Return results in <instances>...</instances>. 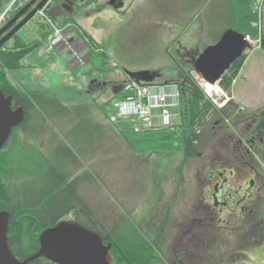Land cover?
Returning <instances> with one entry per match:
<instances>
[{"label": "rangeland", "instance_id": "obj_1", "mask_svg": "<svg viewBox=\"0 0 264 264\" xmlns=\"http://www.w3.org/2000/svg\"><path fill=\"white\" fill-rule=\"evenodd\" d=\"M101 1L105 0H88L84 3L85 9L74 18L59 22L56 30L46 24L42 10L38 11L36 18L45 28L32 20L17 33L18 39L26 43L39 40L43 45L27 55L22 60V68L9 72L8 78L21 91H39L59 101L67 108L62 112L68 116L41 121V124L36 121L29 124L27 132L17 130L14 139L4 148V159L12 174L18 175L20 180L23 178L20 186L35 181L37 169L45 170L46 165L40 164L44 160L56 163L60 170L76 171L78 168L76 175L81 181L84 174L86 178L93 176L95 184H88L85 196L105 224L106 231L114 228L117 235L135 241L145 239L150 244L147 236L162 230L170 206L173 214H193L190 209L198 188V163L194 159L179 172L182 152L152 154L154 148L134 152L106 119L109 112L116 114L114 103L122 92L104 95L96 90L87 94L95 74V59L80 66L72 63L66 56L69 48L63 38L65 32L75 26L87 35L90 43L103 48L108 65L105 73L112 80L125 79L126 71L153 70L163 77L152 83L164 84L174 75L177 63L186 66L177 49L203 51L213 44L214 24L227 23L231 19L226 11L229 4L228 0H131L117 11L111 6L99 9ZM7 3L8 0H0V13ZM262 7L264 13V5ZM209 23H212L210 28ZM261 24L264 29V15ZM56 31L64 35L53 47ZM263 40L259 47L253 46L246 51L249 59L241 72V80H248L246 69L264 71ZM13 44L11 39L6 45ZM192 74L218 109L228 103L230 98L219 84L215 86L221 93L208 95L206 83L195 72ZM114 96L106 108V101ZM222 97L226 101L223 106L224 101L219 103ZM155 123V126H164L160 119ZM212 141L208 146L224 149L226 154L227 148L218 144L216 137ZM64 148L73 153L65 164L61 161L63 157L56 156H60ZM39 149L42 155L38 156ZM73 218V214L65 216V219ZM37 264L50 262L40 260Z\"/></svg>", "mask_w": 264, "mask_h": 264}, {"label": "trees", "instance_id": "obj_2", "mask_svg": "<svg viewBox=\"0 0 264 264\" xmlns=\"http://www.w3.org/2000/svg\"><path fill=\"white\" fill-rule=\"evenodd\" d=\"M228 4L226 11L231 15V19L227 23L214 24L215 29L211 33L214 36L213 43L219 41L227 29L237 30L253 39L260 36L264 39L262 24L260 25L264 15L262 7L264 0H228ZM22 7L23 4L19 5L4 22H8ZM209 24L210 28L212 23ZM43 37L45 34L42 32L41 38ZM12 39L14 44L11 47L5 45L0 48V89L15 97L16 105L22 106L27 111L28 120L33 119L41 124V121L48 122L59 116H68L67 113L62 112L67 108L57 100H51L39 91L22 92L8 78L9 72L21 69L22 60L41 46V41L26 43L18 39L17 34ZM248 55L245 53L242 58L232 64L218 83L230 98L223 108L218 109L206 95L192 74L194 71L191 64L185 63L186 66H183L177 63L174 75L165 81L177 84L181 92L179 106L173 109L172 124L144 128L135 117L120 119L111 112L106 115V119L115 130L120 132L134 152L141 153L149 148H154V151H151L152 154L163 151L182 152L183 160L178 169L180 172L183 165L194 160L203 147L213 142L214 134L211 127H215L214 122L229 112H237L239 105L231 97L232 87ZM104 58L107 60L106 54ZM107 66L106 61L104 68ZM114 98L115 96L106 101V108ZM49 103L52 105L48 106ZM14 134L11 140L14 139ZM3 151L0 153V210H7L10 213L8 243L18 259L24 260L35 254L39 249L40 234L45 229L53 227L58 221L65 219V216L73 214L74 219L80 223L96 229L102 235L105 244L112 243L111 255L115 264L150 263L151 245L148 241L141 238L137 241L131 237L124 238L117 235L113 231L114 228L112 231H106L105 224L99 220L96 211L91 207L90 200L85 196L88 184H95V179L93 176L86 178L84 174V180L81 181L76 175L78 162L76 171H68L66 168L60 170L56 163L39 161L41 165L42 163L46 165L45 170H42V167L38 168L35 181L29 185L20 186L19 182L23 178L20 180L18 175L12 174V170L8 168L4 159L5 151ZM40 151L41 149L37 151L38 156L42 155ZM72 154L70 150L64 148L63 153L56 156L63 157L61 161L65 164L68 157H73ZM40 260L50 262L39 258L33 263L37 264Z\"/></svg>", "mask_w": 264, "mask_h": 264}, {"label": "flooded vegetation", "instance_id": "obj_3", "mask_svg": "<svg viewBox=\"0 0 264 264\" xmlns=\"http://www.w3.org/2000/svg\"><path fill=\"white\" fill-rule=\"evenodd\" d=\"M87 1L50 0L48 8H54L58 16L56 20L49 19L57 25L74 18L85 9L83 6ZM129 1L125 0L124 6ZM110 2L97 3L102 9L111 6ZM24 3L23 7L27 5ZM117 4H120L119 0ZM59 6L62 11L58 9ZM36 17L33 21L45 28ZM86 37L75 26L68 29L63 38L65 46L69 48L66 56L77 66L87 64L92 59H102L101 70L94 65L95 74L86 92L90 94L97 90L104 95L108 92L115 94L120 86L125 85L128 76L125 79H110L105 73L104 49L91 45ZM199 52L177 49L187 65ZM4 94L13 97V110L22 107L16 105L13 95ZM51 105L49 103L48 106ZM27 118L26 111L24 122L13 129L8 142L17 130L27 132L29 124L36 122ZM214 124L215 127H211L213 138L216 137L218 144L222 143L227 148L226 154L224 149H214V145L209 144L196 154L198 188L193 208L190 209L193 214H173V207L170 206L162 230L147 236L151 244L149 264H264V106H239L236 113L229 112Z\"/></svg>", "mask_w": 264, "mask_h": 264}, {"label": "water", "instance_id": "obj_4", "mask_svg": "<svg viewBox=\"0 0 264 264\" xmlns=\"http://www.w3.org/2000/svg\"><path fill=\"white\" fill-rule=\"evenodd\" d=\"M37 1L31 0L0 28V48L11 41L23 26L32 21L38 11L43 10L48 17L56 20L58 14L55 13L54 8H48L50 0H40L36 4ZM119 1L120 4L116 5L118 0H111L110 5L115 9H122L125 0ZM33 6L34 8L31 9ZM58 9L63 10L60 6ZM21 18L22 20L18 22ZM251 47L244 34L234 29H227L219 41L208 45L191 58L190 64L193 71L206 84L215 86L232 64L242 58ZM94 65L97 70H101L103 60L96 59ZM126 74L139 83H152L162 78L160 72L153 70L126 71ZM122 90L123 86H120L115 91V95ZM12 101L13 97L6 96L0 89V153L13 129L22 124L26 117L23 107L12 109ZM223 101V97L219 99V103ZM9 224L10 213L7 210H0V264H34L33 262L39 258L55 264H115L111 255L112 243L105 244L102 235L96 229L87 227L74 218L60 220L53 227L45 229L38 238V251L27 259L20 260L9 247Z\"/></svg>", "mask_w": 264, "mask_h": 264}, {"label": "built area", "instance_id": "obj_5", "mask_svg": "<svg viewBox=\"0 0 264 264\" xmlns=\"http://www.w3.org/2000/svg\"><path fill=\"white\" fill-rule=\"evenodd\" d=\"M27 0H9L3 12L0 13V27L5 23L9 13L13 11L20 3ZM47 25L56 30V25L47 17L44 11H41ZM61 33H53L52 45H56L62 39ZM245 39L251 43V46H258L262 37L256 39L246 36ZM259 47V46H258ZM209 95V93H207ZM181 92L177 84L164 83L154 84L137 82L127 78L123 86L122 96L114 103L118 118L135 117L144 128H151L156 125L155 121L160 119L161 124L166 126L174 121L173 109L179 106ZM223 102L222 106L225 105ZM158 110V112H154Z\"/></svg>", "mask_w": 264, "mask_h": 264}, {"label": "crops", "instance_id": "obj_6", "mask_svg": "<svg viewBox=\"0 0 264 264\" xmlns=\"http://www.w3.org/2000/svg\"><path fill=\"white\" fill-rule=\"evenodd\" d=\"M184 28H187V26ZM262 34L264 35L263 25ZM248 59L249 55L247 61ZM246 70L245 77L248 80H245V78L244 80H241L240 73L238 79L235 81L232 87L231 97L239 106H244L247 108L262 107L264 106V71H254L252 68Z\"/></svg>", "mask_w": 264, "mask_h": 264}, {"label": "bare ground", "instance_id": "obj_7", "mask_svg": "<svg viewBox=\"0 0 264 264\" xmlns=\"http://www.w3.org/2000/svg\"><path fill=\"white\" fill-rule=\"evenodd\" d=\"M206 91H207V93H209L210 95L211 94H218V93H221V90H218V88L216 87V86H213V85H210V84H206ZM220 95H222V94H220ZM219 95V96H220ZM221 99V98H220Z\"/></svg>", "mask_w": 264, "mask_h": 264}]
</instances>
